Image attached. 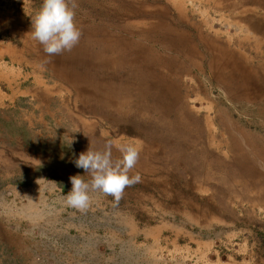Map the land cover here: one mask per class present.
I'll use <instances>...</instances> for the list:
<instances>
[{"label":"rangeland","instance_id":"374dc122","mask_svg":"<svg viewBox=\"0 0 264 264\" xmlns=\"http://www.w3.org/2000/svg\"><path fill=\"white\" fill-rule=\"evenodd\" d=\"M225 1L75 0L81 38L50 57L31 36L43 0H0L21 34L7 38L33 59L0 86L21 88L0 99V264H55L23 190L67 194L71 176L92 178L73 161L109 143L114 161L121 144L140 149L119 200L91 193L89 208L118 211L120 244H152L149 264H264V159L254 174L242 163L264 141V8ZM242 76L255 89L234 99Z\"/></svg>","mask_w":264,"mask_h":264},{"label":"built area","instance_id":"2783aa9c","mask_svg":"<svg viewBox=\"0 0 264 264\" xmlns=\"http://www.w3.org/2000/svg\"><path fill=\"white\" fill-rule=\"evenodd\" d=\"M34 188L23 190L18 207L21 214L29 211L35 219L53 263L63 264L70 259L75 264H116L110 260L123 257L117 241L120 238L113 235V231H121L116 209L89 208L90 204L83 210L72 208L64 202L61 191Z\"/></svg>","mask_w":264,"mask_h":264},{"label":"clouds","instance_id":"9594fccd","mask_svg":"<svg viewBox=\"0 0 264 264\" xmlns=\"http://www.w3.org/2000/svg\"><path fill=\"white\" fill-rule=\"evenodd\" d=\"M75 0H43L40 9L31 17V36L43 46L48 56L71 51L81 38L75 22ZM121 158L113 160L111 144L104 151L82 152L73 163L91 174L85 181L82 175L71 176V190L63 194L67 206L83 210L91 202L92 192H102L119 200L124 189L140 181L139 174L129 172L137 164L140 149L133 143L121 144Z\"/></svg>","mask_w":264,"mask_h":264},{"label":"crops","instance_id":"0c3cea01","mask_svg":"<svg viewBox=\"0 0 264 264\" xmlns=\"http://www.w3.org/2000/svg\"><path fill=\"white\" fill-rule=\"evenodd\" d=\"M235 1V2H233ZM242 0H226L225 2H231L232 3H240ZM249 2H253V4H256L257 7H260L261 9L264 8V0H247ZM212 2H220V0H212ZM235 6H232L230 9L231 10H234L235 9ZM264 12V11H262ZM12 16V17H11ZM249 21H252L254 23V28L257 29V30H263L261 28V22L259 20H256L255 17L253 18H249ZM16 25V18L13 17V14H0V36H2L1 38L3 39H6L7 41H3L2 39H0V60L4 58H6L7 56L10 58V63H8V65H4L2 63V61H0V86L2 84H5V83H9V85H12V83L16 85H19L18 83L20 82V75L22 74H19L18 70L16 69L17 67L19 66H24V61H26L27 63H33V59L30 58V55L26 52V49L23 48L21 46V50L18 49L17 45H13L15 44V41H11L10 39H8L9 37H13V35H18L20 34L18 32L19 28H16L15 27ZM12 27V29H11ZM9 35V37L7 38V36ZM21 35V34H20ZM221 50L224 51L223 48L219 47ZM227 59V58H226ZM246 59V58H245ZM11 64V65H9ZM17 66V67H16ZM232 81V84L234 83H238V82H241L243 85H242V89L243 90H239L238 91H235V94H234V99H237L239 97H242L243 96V92L246 96L249 95V93L255 89L252 85L249 84V79H243V76L242 78H239V79H234V80H231ZM21 88L17 87V89L15 91H12L11 94H6L5 93H2L0 92V99L5 103L7 101H12V100H16L19 98L20 95V91ZM228 91H231L230 89H228ZM27 93V92H25ZM251 147V150L249 153L246 154V159L247 161H243L242 163H247L246 164V167L247 169H251L249 172V174H254L255 171L257 170L258 168V164L260 162L261 159H264V141H262L261 139L258 141V143H251L250 144ZM249 148H248V151H249ZM227 157H232V156H227ZM243 158V157H242ZM262 181L258 182L260 184L264 183V179H261ZM119 218V216H118ZM149 235V234H148ZM116 236V235H115ZM190 238L192 239V241H195V238L196 236L194 235L193 232H190L189 234ZM117 237V236H116ZM149 237L146 238L147 240H149ZM163 235H161L159 238H160V242L162 243L163 242ZM130 240V239H129ZM162 240V241H161ZM117 241H120L117 239ZM182 241V240H180ZM123 242V240H122ZM165 243V242H164ZM192 242L191 241H187V244H191ZM166 244V243H165ZM134 249L133 250H130L128 248H126L125 246V243H121L119 246L123 249V257L122 258H119L118 260H116L115 258H112L110 261L112 263H118V264H149L150 261L154 258L156 259L157 258V253H154L151 249L147 251V248H149L152 244H149L148 243H145V246H144V250H142L141 248L138 247L137 243L134 242ZM194 246H188V248H193ZM166 248V247H165ZM191 254L188 255L186 257H189L191 259H195V258H198V256H200V254L197 252V250L194 249V251L192 252V250L190 251ZM162 257H161V260L164 259V251H161L160 252ZM151 256V260L148 262L146 261L147 259V256ZM184 258V256H183ZM143 259V261L141 260ZM160 260V259H159ZM152 264V262H151ZM164 264V263H163Z\"/></svg>","mask_w":264,"mask_h":264},{"label":"bare ground","instance_id":"6f19581e","mask_svg":"<svg viewBox=\"0 0 264 264\" xmlns=\"http://www.w3.org/2000/svg\"><path fill=\"white\" fill-rule=\"evenodd\" d=\"M238 91V90H237ZM120 100H122V99H120ZM130 100V99H129ZM126 104H127V102H126ZM188 108V107H187ZM207 133V132H206ZM214 144V143H213ZM221 146V145H220ZM211 148V147H210Z\"/></svg>","mask_w":264,"mask_h":264}]
</instances>
